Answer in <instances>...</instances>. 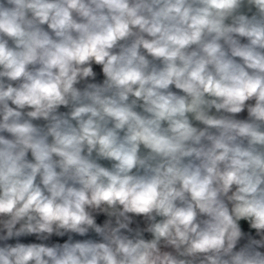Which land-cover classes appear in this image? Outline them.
Returning a JSON list of instances; mask_svg holds the SVG:
<instances>
[{"label":"clouds","instance_id":"1","mask_svg":"<svg viewBox=\"0 0 264 264\" xmlns=\"http://www.w3.org/2000/svg\"><path fill=\"white\" fill-rule=\"evenodd\" d=\"M0 264H264V0H0Z\"/></svg>","mask_w":264,"mask_h":264}]
</instances>
